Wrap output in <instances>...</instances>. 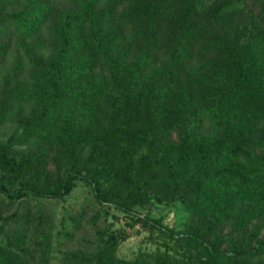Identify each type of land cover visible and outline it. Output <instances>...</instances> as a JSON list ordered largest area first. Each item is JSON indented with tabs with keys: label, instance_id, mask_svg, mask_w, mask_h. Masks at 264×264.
I'll return each instance as SVG.
<instances>
[{
	"label": "trees",
	"instance_id": "1",
	"mask_svg": "<svg viewBox=\"0 0 264 264\" xmlns=\"http://www.w3.org/2000/svg\"><path fill=\"white\" fill-rule=\"evenodd\" d=\"M11 47L0 264H50L51 220L33 219L37 258L11 224L77 182L173 246L121 263L109 233L74 264H264V0H0V67ZM150 204L178 207L182 228L138 213Z\"/></svg>",
	"mask_w": 264,
	"mask_h": 264
},
{
	"label": "rangeland",
	"instance_id": "2",
	"mask_svg": "<svg viewBox=\"0 0 264 264\" xmlns=\"http://www.w3.org/2000/svg\"><path fill=\"white\" fill-rule=\"evenodd\" d=\"M45 53L49 49L46 45L42 47ZM20 50L11 47L8 55L4 58L0 67V76L5 68L15 60ZM29 105L26 106V111ZM208 124H205L207 126ZM20 127L12 120L0 125V142L6 141L10 136L19 134ZM31 143V141H30ZM51 147H56L49 143ZM28 143L16 145L18 149H25ZM49 146L46 147V150ZM54 147V148H55ZM85 152L83 153V156ZM16 203L7 204L5 199L0 202V221L8 217L15 208ZM139 214H148L155 218L163 215V223L182 228L181 224L185 220V214L176 206L167 207L158 204H150L137 208ZM38 213H44L52 222L51 238L48 245L50 264H74L68 260L67 256L79 254H91L102 246L103 241L109 233L117 234L122 239L115 251V258L121 263L133 261L142 254H153L164 251V245L173 246L171 240L165 239L156 229L145 227L139 224L129 225V218L123 212L113 208H103L95 200L89 186L82 182H77L70 194L62 199L30 198L24 205L20 206L17 213L19 221L11 224L10 231L15 228L26 234L25 243L31 251H36L37 246L30 239L32 235V225L34 217ZM73 220H78V225H73ZM42 240L38 235L36 240ZM44 241V240H43Z\"/></svg>",
	"mask_w": 264,
	"mask_h": 264
}]
</instances>
